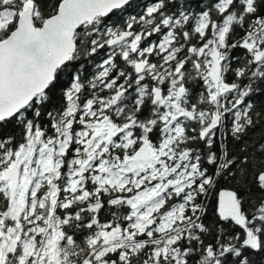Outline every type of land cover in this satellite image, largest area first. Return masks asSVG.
Instances as JSON below:
<instances>
[{"label":"snow or ice","instance_id":"6c2138e0","mask_svg":"<svg viewBox=\"0 0 264 264\" xmlns=\"http://www.w3.org/2000/svg\"><path fill=\"white\" fill-rule=\"evenodd\" d=\"M0 264H264V0H0Z\"/></svg>","mask_w":264,"mask_h":264}]
</instances>
